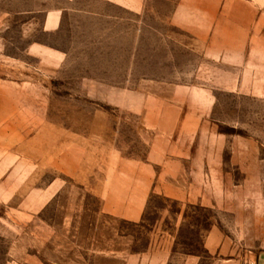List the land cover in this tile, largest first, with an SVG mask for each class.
I'll list each match as a JSON object with an SVG mask.
<instances>
[{
    "label": "rangeland",
    "instance_id": "obj_1",
    "mask_svg": "<svg viewBox=\"0 0 264 264\" xmlns=\"http://www.w3.org/2000/svg\"><path fill=\"white\" fill-rule=\"evenodd\" d=\"M182 1L133 0L131 9L100 0H0V89L5 97H14L21 113V138L33 139L24 144L22 151L19 195L0 208V264H28L15 261L28 258L34 250L40 256V264H119L87 248L78 252L69 245L76 232L63 231L60 224L69 228L76 225L80 198L84 204L82 240L88 243L94 238L101 251H108L111 240L117 251L147 253L160 245L171 251L176 261L183 255H192L197 256V264H209L216 255L203 246L207 228L223 218V230L235 231L231 212L171 200L158 193H149L140 222L107 219L95 214L100 199L86 189L82 191L75 177L45 169L49 138L53 148L59 147V142L55 145L54 141L60 137L66 140L68 165L73 171L77 156L83 154L89 161H100L101 176L106 173L108 160L118 163L146 159L148 146L138 116L133 113L141 105V92L161 95L164 88L151 82L154 80L193 81V69L200 60L184 46L166 40V32L183 29L169 23L170 14ZM226 2L264 0H217ZM55 7L60 8L59 28L43 30L45 14ZM33 45L56 50V55L30 51ZM143 80L150 84L143 87ZM203 93L210 96L211 104L179 105L181 110L209 113L213 129L225 137L223 161H246L254 155L264 160V98L246 88L227 91L208 86L179 87L174 92L175 96ZM45 123L57 129L56 135L48 134V143ZM30 153L31 160L26 157ZM227 167L233 170L234 180L241 179L240 170L231 168L230 163ZM118 170L122 168L116 167L117 173ZM56 174L67 178L63 196L68 200L64 199V205L54 199L45 207L37 206L33 217L17 214L18 210L28 209L21 200L22 194L28 188H43ZM235 186L238 185H224L229 195L242 198L238 209L244 210L249 221L238 228L237 235L241 241L249 240L252 233L264 232V184L244 185L260 189L245 190L244 194L233 192ZM250 209H254V215L249 217ZM257 210L261 222L256 220ZM93 224L98 227L94 233ZM47 225L58 228L46 230ZM110 226L117 228L114 237ZM33 242L36 247L29 246Z\"/></svg>",
    "mask_w": 264,
    "mask_h": 264
},
{
    "label": "crops",
    "instance_id": "obj_2",
    "mask_svg": "<svg viewBox=\"0 0 264 264\" xmlns=\"http://www.w3.org/2000/svg\"><path fill=\"white\" fill-rule=\"evenodd\" d=\"M100 1L131 9L134 5L133 0ZM59 14L60 8L49 10L41 23L43 30L52 31L59 28ZM169 23L183 29L166 32V40L175 46H184L192 56L200 57V60L193 69V81L177 82L175 78L164 82L154 80L151 82L164 88L161 95L159 92L151 95L141 92V105L133 113L138 116L145 136L144 142L148 146L146 159H126L118 163L108 160L107 166L104 165L106 173L101 176L100 161H89L83 154L80 158L77 156L76 170L73 171L68 165L66 140L60 137L57 142L54 141L55 145L59 142V147L54 146L57 148L54 150L53 141L49 138L50 149H46L45 169L75 177L77 184L82 186V191L86 189L100 199L99 209L95 214H103L107 219L140 222L149 193H158L168 199L188 204L209 206L221 213L231 212L235 231L231 229V232H225L222 228L225 221L221 218L220 222L211 224L203 234L205 250L211 255H216L209 264H264V232L252 233L249 240L244 237L242 241L238 239V228L247 220L244 210L238 209L242 205V198L231 196V193L229 195V191L224 187L225 184L234 183L238 185L232 190L236 193L260 190L258 186L244 185L264 184V160L254 155L251 160L231 159L224 162L222 153L225 137L213 129L209 113L205 110H181L179 105L182 102L211 104L210 96L204 93L192 96L174 94L179 87L202 89L208 86L227 91L246 88L248 92L264 98V3L183 0L177 3L170 14ZM29 48L30 51H39L44 56L56 55V50L48 47L33 45ZM145 84L148 86L150 81L143 80L142 86ZM13 99V96L5 97L0 89V208L9 205L14 196L19 195V185L22 183L20 169L24 166H21L20 162L22 151H25L24 144L33 140L28 138L24 141L21 138V113ZM54 130H57L54 125L44 124L46 143L49 133L56 135ZM26 157L30 160L33 158L31 153ZM229 163L231 168L233 166L242 172L240 180H234L233 170L227 167ZM116 167L122 170L117 173ZM56 175L41 189L28 188L21 196L28 209L22 212L18 210L17 214L23 213L27 217H33L37 206L45 207L54 199L61 200L60 205H64L63 201L68 200L63 196L67 178ZM35 181L30 180V183ZM83 209L84 204L80 198L76 209V225H70L69 228L67 224H60L61 230L76 232L75 239L68 243L78 252L87 248L114 262L119 261V264L198 263L197 256L192 255H183L176 261L175 255L160 245L147 253H137L117 251L115 241L111 240L112 243L109 244V240L108 251H101L94 238L88 243L82 240L85 230ZM250 212L249 217L254 215V209H250ZM260 214L258 210L255 213L258 222H261ZM47 228L55 230L58 227L47 225L46 230ZM97 228L92 225L93 233ZM110 230L114 237L117 228L114 226L111 229L110 226ZM34 243L29 246L36 247ZM39 257L37 250H34L29 252L28 258L15 262L40 264Z\"/></svg>",
    "mask_w": 264,
    "mask_h": 264
}]
</instances>
